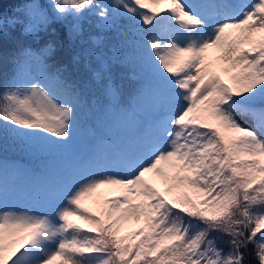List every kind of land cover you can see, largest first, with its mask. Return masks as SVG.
<instances>
[{
    "label": "snow or ice",
    "instance_id": "1",
    "mask_svg": "<svg viewBox=\"0 0 264 264\" xmlns=\"http://www.w3.org/2000/svg\"><path fill=\"white\" fill-rule=\"evenodd\" d=\"M50 3L51 16L31 5L25 34L71 18L74 38L86 13L105 26L117 17L130 22L150 70L152 119L130 145L96 135L71 165L84 151L74 142L83 96L49 67L55 45L43 54L24 48L0 56L11 64L0 88V138L11 134L52 157L48 174L27 193L34 207L9 208L0 183V264H249L250 245L256 264H264V0ZM19 23L0 19V35ZM100 71H107L103 64ZM105 87L116 94L110 80ZM146 174L169 195L186 191L167 201ZM106 187L119 195L104 199L99 215L82 208ZM134 219L144 227L122 236ZM225 237L227 251L217 245Z\"/></svg>",
    "mask_w": 264,
    "mask_h": 264
},
{
    "label": "trees",
    "instance_id": "2",
    "mask_svg": "<svg viewBox=\"0 0 264 264\" xmlns=\"http://www.w3.org/2000/svg\"><path fill=\"white\" fill-rule=\"evenodd\" d=\"M33 3L52 15L50 0H0V19L18 18L22 23L7 28V35H0V56L4 53L10 58L21 49L30 48L36 54H43L49 43L55 45V51L48 57V64L52 71L57 68L64 76L76 86L83 96V103L78 109L77 122L81 128H92L93 134L100 137L99 123H108L110 109L122 108L130 112V102H137L138 90L148 86L150 70L141 59V52L133 42L130 22L117 17L114 23L105 26L100 18L94 14L86 13L80 22V33L71 38L69 24L71 18L63 23H52L47 30H38L36 34H25L24 28L30 23V8ZM107 71L101 72V65ZM11 64L0 59V88L10 75ZM99 73V75H98ZM228 82V77L222 75ZM116 89L115 97L106 91V84ZM138 89V90H137ZM44 152L30 149L11 134L0 138V155L12 159H22L28 162L33 156H43ZM44 158H48L46 155ZM155 179L148 178L147 182L158 192L159 186ZM103 196H95L87 204L89 213L99 215L104 199H111L112 191L105 190ZM186 190L177 189L171 195L167 194L169 201L179 198ZM188 195H192L189 191ZM98 197L100 199L98 200ZM109 197V198H108ZM144 227L141 219L138 229ZM123 226L121 235L125 233ZM130 232V231H129ZM132 233V232H131ZM259 235V234H258ZM227 238L218 239V247L227 251ZM253 246H249V264H256L251 255Z\"/></svg>",
    "mask_w": 264,
    "mask_h": 264
},
{
    "label": "rangeland",
    "instance_id": "3",
    "mask_svg": "<svg viewBox=\"0 0 264 264\" xmlns=\"http://www.w3.org/2000/svg\"><path fill=\"white\" fill-rule=\"evenodd\" d=\"M243 2L251 3L254 2V0H243ZM110 3L111 0H107L105 4ZM141 11H146V9H141ZM208 55L210 58H214L213 50H210ZM112 96L115 97V95ZM138 106L142 113H147L152 117L153 100L148 91H146L144 93V96L140 98ZM237 119L242 125L246 127H253V122L250 119H246L242 116H238ZM109 122L110 131L112 132L114 137L119 139L118 141L122 145H130L134 143L140 132L148 125H144L137 116L126 113L125 110L122 108H119L117 110L111 109ZM93 133L94 132L92 128H81L78 122L76 121L74 142L84 151L81 152L80 157L69 160V164L76 165L79 162L80 158L86 156V150L92 145V139L94 135ZM7 168L8 175L3 176V183H5L7 186L9 196V198L5 202L6 205L11 209L19 210H25L34 207V200L29 195H27V193L37 184L39 180H41V176L34 175L31 168H29V165L23 163L22 161H18L13 164H8ZM148 178L155 179L156 181L154 182L155 184H157V186L166 189V185H164L160 180L156 179L152 174H146L145 180L147 181ZM105 190H111L113 196L119 195L117 189L111 187L101 188L97 191V193H93L91 196L86 197L84 199L81 205L82 208L87 209V204L93 199V197L103 196L106 193ZM139 221L140 220L134 219L130 223L124 224L126 228L124 230L125 233L129 235L131 232L138 230ZM76 222L81 223L83 225L82 221ZM84 226L87 227V225Z\"/></svg>",
    "mask_w": 264,
    "mask_h": 264
}]
</instances>
